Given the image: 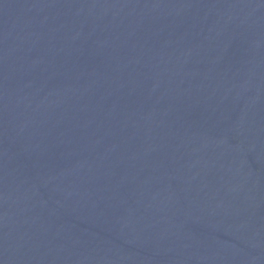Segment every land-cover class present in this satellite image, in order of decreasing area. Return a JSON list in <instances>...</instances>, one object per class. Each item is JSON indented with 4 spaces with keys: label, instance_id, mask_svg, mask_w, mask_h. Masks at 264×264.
I'll return each mask as SVG.
<instances>
[{
    "label": "water",
    "instance_id": "water-1",
    "mask_svg": "<svg viewBox=\"0 0 264 264\" xmlns=\"http://www.w3.org/2000/svg\"><path fill=\"white\" fill-rule=\"evenodd\" d=\"M0 264H264V0H0Z\"/></svg>",
    "mask_w": 264,
    "mask_h": 264
}]
</instances>
